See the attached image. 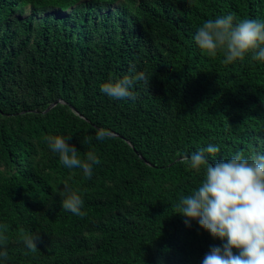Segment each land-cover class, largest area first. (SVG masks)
I'll return each instance as SVG.
<instances>
[{
    "label": "trees",
    "instance_id": "1",
    "mask_svg": "<svg viewBox=\"0 0 264 264\" xmlns=\"http://www.w3.org/2000/svg\"><path fill=\"white\" fill-rule=\"evenodd\" d=\"M229 14L264 20V0H0V264H202L221 245L174 205L205 177L185 155L264 154V61L226 64L194 40ZM138 72L150 82L133 85L135 101L101 92ZM47 136H71L81 160L93 152L91 179ZM65 184L83 218L62 208Z\"/></svg>",
    "mask_w": 264,
    "mask_h": 264
},
{
    "label": "clouds",
    "instance_id": "2",
    "mask_svg": "<svg viewBox=\"0 0 264 264\" xmlns=\"http://www.w3.org/2000/svg\"><path fill=\"white\" fill-rule=\"evenodd\" d=\"M234 20L229 14L205 21L197 29L196 45L211 57L223 51L226 64L243 61L249 54L253 60L264 61V20L243 19L236 23ZM137 82L149 87L150 80L145 73L138 72L102 84L101 92L111 99L135 101L137 94L130 89ZM106 138V130L96 131V140ZM45 139L65 168L82 169L84 176L91 179L93 166L101 163L93 152H87L86 160H81L76 147L68 143L71 136H47ZM86 140L90 141L91 137ZM219 151L218 145L209 144L183 157L191 169L200 172L203 166L206 172L200 186L192 194L182 196L174 207L177 214L186 218L187 226L195 221L213 240L221 241V245L209 246L202 264H264V154L257 152L245 158L241 152L210 164L208 158L215 157ZM64 191L62 208L77 217L86 216L82 211V197L68 184L64 185ZM6 232L7 226L0 225V246L5 249L0 250L3 261L8 260ZM37 240L38 233H29L22 242L28 250L36 252Z\"/></svg>",
    "mask_w": 264,
    "mask_h": 264
},
{
    "label": "water",
    "instance_id": "3",
    "mask_svg": "<svg viewBox=\"0 0 264 264\" xmlns=\"http://www.w3.org/2000/svg\"><path fill=\"white\" fill-rule=\"evenodd\" d=\"M57 103H59V101H55V102H53V103H51L50 105H48L45 109H44V111L42 112V113H46V112H48L53 106H55ZM177 160H179V159H177Z\"/></svg>",
    "mask_w": 264,
    "mask_h": 264
}]
</instances>
